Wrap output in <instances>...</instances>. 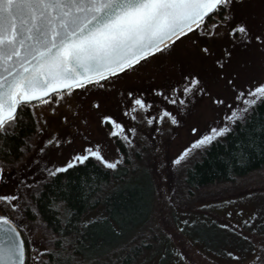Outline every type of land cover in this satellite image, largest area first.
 <instances>
[{
	"label": "rangeland",
	"instance_id": "374dc122",
	"mask_svg": "<svg viewBox=\"0 0 264 264\" xmlns=\"http://www.w3.org/2000/svg\"><path fill=\"white\" fill-rule=\"evenodd\" d=\"M235 2L231 23L219 29V35L212 40L193 44L195 38L191 37L119 76L103 89L79 90L58 104L37 107L46 134L38 138L39 143L34 140V147H45V174V169L64 164L87 146L99 145L108 159L117 158L119 153L106 127L99 124V116L111 115L126 127L134 128L139 120L124 115L129 107V92L153 104L151 115L168 109L178 119L177 125L167 119L165 125L151 127L144 122L142 130L147 132L150 151L143 162H135L138 172L130 173L112 189L111 195H122L119 213L101 206L87 217L90 235L77 247L81 262L106 263L114 251L145 238L153 249L137 264H264V171L200 191L182 190L178 179L180 165L173 164L199 135L221 125V117L228 112L226 105L234 103L229 79L239 89L264 83V48L254 41L248 45L237 41L235 47H229L227 36L236 23L246 24L253 36L264 33V0ZM204 46L211 55L199 51ZM225 48L231 51L230 58L223 54ZM221 57L223 69L216 63ZM190 76L198 77L208 93L193 97L189 108L194 109L195 118L182 106L168 104L155 94H169L174 88H182L185 77ZM213 98L222 99L224 104H213ZM94 103L101 108H93ZM193 125L199 133H192ZM53 136L61 138V146H46ZM69 140L71 143H67ZM130 157L137 159L136 154ZM119 172L123 174L125 170ZM99 219L103 221L96 223ZM246 220L255 227L245 225ZM30 240L35 248H45L39 239Z\"/></svg>",
	"mask_w": 264,
	"mask_h": 264
},
{
	"label": "snow or ice",
	"instance_id": "6c2138e0",
	"mask_svg": "<svg viewBox=\"0 0 264 264\" xmlns=\"http://www.w3.org/2000/svg\"><path fill=\"white\" fill-rule=\"evenodd\" d=\"M234 0H0V139L14 134L25 109L35 115L39 106H52L70 97L77 90L103 89L122 74L133 71L150 58L163 55L178 43L193 35L211 39L219 29L227 27L233 17ZM227 36L229 47L237 41L244 45L253 41L264 48V33L252 35L244 23L232 24ZM193 44L197 41L192 39ZM211 55L207 46L199 49ZM228 58L232 53L222 50ZM222 58L216 63L221 69ZM235 93L234 103L226 105L228 112L221 117L219 127H211L199 135L174 161L180 165L194 150L206 149L233 131V126L245 120L255 108L264 103V83L239 89L232 79L227 81ZM208 95L198 77H185L182 88L169 94L155 93L168 104L182 106L195 118L189 108L193 97ZM129 107L124 115L132 120L143 113L148 125L161 124L166 119L178 124L177 116L164 109L151 115L153 104L143 96L127 93ZM216 105L222 99H212ZM99 110L101 105L94 103ZM56 111L55 107L51 109ZM65 122L67 117L64 118ZM99 124L109 129L108 136L121 142V147H132L135 128H128L113 116L101 114ZM193 134L199 128L193 125ZM63 141L53 136L46 146L59 147ZM71 143V141H67ZM44 153L45 147L39 149ZM119 149L117 152L119 153ZM91 160L108 170H118L124 163L123 155L108 159L99 145L87 146L60 166L45 169L49 177H57ZM7 169L0 166V181ZM31 189L32 184H25ZM21 196L17 193L0 194V264H47L50 248H35L25 233L26 225L18 215ZM12 213V215H9ZM245 225L255 224L246 220ZM229 228V225H222ZM235 231V229H233ZM248 239V237H244ZM54 240L55 238L52 237ZM35 249V251H34ZM231 255V254H229Z\"/></svg>",
	"mask_w": 264,
	"mask_h": 264
},
{
	"label": "trees",
	"instance_id": "16d2710c",
	"mask_svg": "<svg viewBox=\"0 0 264 264\" xmlns=\"http://www.w3.org/2000/svg\"><path fill=\"white\" fill-rule=\"evenodd\" d=\"M192 37L199 43L212 40L202 35ZM36 109L35 115L25 109L14 134L0 139V166L7 169L0 181V194L17 193L21 196L18 215L21 223L26 225L24 234L29 240L39 239L44 247L51 249V257L43 258L47 264H137L153 249V244L147 243L145 238L114 251L106 263L81 262L77 247L90 235L91 225L86 224V219L93 211L104 206L119 213L122 195H111V191L118 181H125L130 173L138 172L135 162H143L145 154L150 151L147 132L142 130L145 114H137L139 121L134 125L136 133L132 147H121V142L111 138L116 149L120 150L119 155L124 157L118 170L105 169L91 160L57 177H49L43 173L46 168L42 161L44 153L34 147V140L46 134ZM36 142L39 143V139ZM131 154H136L137 159H131ZM120 169L125 173L120 174ZM259 171H264V103L234 125L230 134L206 149L194 150L180 164L178 179L182 190L200 191L212 185L237 182ZM25 184L33 187L28 189ZM102 221L99 219L96 223Z\"/></svg>",
	"mask_w": 264,
	"mask_h": 264
}]
</instances>
